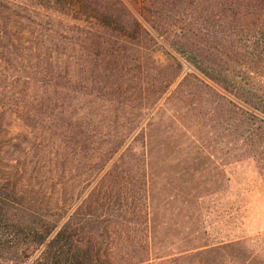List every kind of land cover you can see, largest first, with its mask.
<instances>
[{
    "label": "rangeland",
    "instance_id": "1",
    "mask_svg": "<svg viewBox=\"0 0 264 264\" xmlns=\"http://www.w3.org/2000/svg\"><path fill=\"white\" fill-rule=\"evenodd\" d=\"M97 1L129 23L137 17L154 37L138 36L122 44L115 40L123 39L120 36L108 35L116 43L108 45L104 59L95 55L100 48L93 46L87 70L81 63L73 67L76 84L84 76L89 79L87 87L77 85L72 92L81 109L78 112L94 113L103 120L99 130L102 127L103 133L122 135L130 144L122 182L128 200L102 198L98 208L102 217L88 226L91 234L104 239L103 257L137 259L146 251L150 236L151 249L145 256L149 259L139 264H256L251 258L239 261L224 250L203 249L198 216L202 212L212 241L245 237L254 251L251 257L264 259V112L247 103L252 99L264 110V52L256 55L264 45L253 51V46H246L248 40L239 43L234 35L218 32L217 16L208 20L195 14L187 15L184 32L188 36L170 39L140 14L141 0H122V4ZM10 5L19 11L17 17H27L24 27L30 31L23 28L20 36L24 42L18 47L0 50V99L5 101L1 110L9 123L8 136H34L45 130L52 137L46 140L48 146L31 147L28 142V158L19 160L29 163L46 192L72 191L84 197L92 184L93 166L104 159H89L94 151L85 135L90 130L84 125L81 128L78 112L66 149L56 144L61 141V125L66 122L64 127L68 126V114L73 110L62 113L52 103L43 129L34 133L12 105L25 93L29 81L43 77V60L49 51L54 55L56 50L63 51L66 42L60 40L61 32L82 21L49 8L30 4L26 10ZM173 27L180 30L179 25ZM173 42H182L187 54ZM80 53L85 55L76 51V62ZM201 53L211 55L214 62L204 60ZM192 58L199 61V67ZM143 159L153 164L149 222L136 213L142 176L135 166ZM112 226L117 228L116 234L110 232ZM105 242L113 248L108 249Z\"/></svg>",
    "mask_w": 264,
    "mask_h": 264
},
{
    "label": "trees",
    "instance_id": "2",
    "mask_svg": "<svg viewBox=\"0 0 264 264\" xmlns=\"http://www.w3.org/2000/svg\"><path fill=\"white\" fill-rule=\"evenodd\" d=\"M141 1L140 14L156 26L162 34L166 33L170 39L174 38V35L188 36L184 32L187 27V15L195 14L198 17H207L208 20L209 18L213 20L217 16L216 21L219 20L220 23V25L217 24L218 32L234 35L239 43L248 40L249 43L246 46H253V51L264 45V0ZM117 2L123 3L122 0ZM10 4L26 10L30 4L34 7L49 8L75 21H82L80 24L76 23V26L73 25L71 29L61 32L60 40L66 42L63 51L58 53L56 50L55 55L49 51L43 60L41 70L43 77L39 81H29L25 93L20 98H16L12 104L15 114L34 133L39 127L43 129L48 109L53 105L62 113L68 114L73 110L68 114L70 117L68 126L64 127L66 122L61 125L62 130L59 134L61 141L56 144L58 148L68 149L75 127L72 123L73 117L78 110H81L76 107V96L72 95V92L77 90V85L79 89L89 85V79L85 76L81 78L80 83L76 84L74 64L81 63L82 69L86 71L89 66V57L94 52L93 46L100 48L95 55L104 59L107 56L105 51L108 45L116 43L112 42L108 35L120 36L123 39L115 40L122 44L125 40H134L138 36H149L153 40L154 37L137 17H133V21L129 23L122 15H118L108 5L97 0H0L1 51L18 47V43L24 42L23 36H20V33L24 32L23 28L30 31L29 27H24V18L27 17L24 15L17 17L20 15L19 11ZM212 7H215V12H212ZM128 11L125 8L126 15ZM169 16L173 18L168 21ZM176 25H179L180 30L173 27ZM203 29L207 31L204 25ZM216 31L212 30V32ZM208 38L207 36L205 40ZM179 44H175L176 47L183 54H187L188 48L182 42ZM211 46L218 49V44ZM78 50L83 51L85 55L81 56L80 53L76 62L75 52ZM260 50L256 51V55H262L264 48L263 51ZM201 55L204 60H210L209 63L214 62L211 55H204V53ZM192 60L197 67L200 66L199 61L193 58ZM202 70L208 73L205 69L202 68ZM52 103L55 104L52 105ZM247 103L255 111L264 112L260 107L263 105H259L254 100L250 99ZM4 104L5 101L0 99V264H139L148 260L149 257L145 256L150 253V236H148L147 245L145 243L146 251H142V256L137 259L136 257L118 259L111 257L110 254L105 258L101 252L104 239L91 234L92 229L88 227L89 224L94 225V219L102 217L101 213H98L99 205L103 203L100 201L102 198L106 200L109 196V202L115 199L119 202L128 200L122 184L123 176L127 173L123 165L128 163L125 156L130 146L125 143L126 137L112 134V132L103 133L102 127L99 130V126L103 123L102 119H96V115L92 112L86 111L83 114L78 112L81 128L84 125L90 130L87 136L84 134L89 138L94 151L89 159L104 160L93 166L94 176L86 196H76L72 191L48 193L36 179L29 163L19 159L28 158L30 153L27 149L28 142L31 147H47L46 140L52 137L47 136L45 130L34 136L29 133L8 136L9 123L4 121L5 112L1 110ZM92 123L94 128L89 127ZM107 136L110 137L106 138ZM67 153L70 152L67 151ZM13 159L17 160L13 161ZM135 167L142 176L139 179L141 202L136 213L149 222L150 211L153 208L149 186L153 164L150 159H143ZM198 216L205 239L200 245L204 247L203 249L224 250L239 261L244 262L251 258L256 264H264V259L251 257L254 251L245 237L221 238L212 241L210 239L212 234L205 224L207 217H204L202 212H198ZM110 222L111 219H109ZM112 228L114 229L110 232L116 234L117 228L115 226ZM105 244L108 245L107 242ZM109 246L110 244L108 249L113 248Z\"/></svg>",
    "mask_w": 264,
    "mask_h": 264
}]
</instances>
